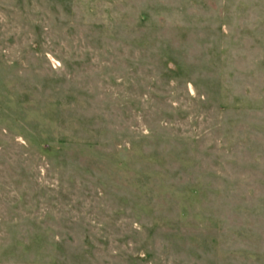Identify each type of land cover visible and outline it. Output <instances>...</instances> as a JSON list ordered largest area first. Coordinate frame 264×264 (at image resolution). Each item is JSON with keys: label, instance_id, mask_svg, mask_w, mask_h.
<instances>
[{"label": "rangeland", "instance_id": "rangeland-1", "mask_svg": "<svg viewBox=\"0 0 264 264\" xmlns=\"http://www.w3.org/2000/svg\"><path fill=\"white\" fill-rule=\"evenodd\" d=\"M0 264H264V0H0Z\"/></svg>", "mask_w": 264, "mask_h": 264}]
</instances>
